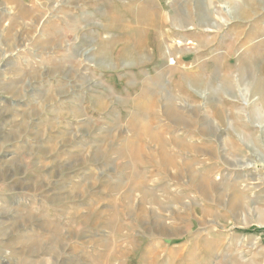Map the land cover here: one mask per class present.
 <instances>
[{"label":"rangeland","instance_id":"rangeland-1","mask_svg":"<svg viewBox=\"0 0 264 264\" xmlns=\"http://www.w3.org/2000/svg\"><path fill=\"white\" fill-rule=\"evenodd\" d=\"M0 264H264V0H0Z\"/></svg>","mask_w":264,"mask_h":264},{"label":"bare ground","instance_id":"bare-ground-1","mask_svg":"<svg viewBox=\"0 0 264 264\" xmlns=\"http://www.w3.org/2000/svg\"><path fill=\"white\" fill-rule=\"evenodd\" d=\"M172 60V59H171Z\"/></svg>","mask_w":264,"mask_h":264}]
</instances>
